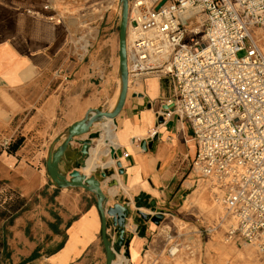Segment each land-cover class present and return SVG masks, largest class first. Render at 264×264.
I'll list each match as a JSON object with an SVG mask.
<instances>
[{
	"label": "crops",
	"instance_id": "1",
	"mask_svg": "<svg viewBox=\"0 0 264 264\" xmlns=\"http://www.w3.org/2000/svg\"><path fill=\"white\" fill-rule=\"evenodd\" d=\"M89 5L97 15L85 16ZM118 14L119 0H0V185L23 200H38L36 209L11 226V264H106L97 197L83 189H57L46 162L53 142L60 139L57 150L90 111L113 112L117 106L119 35L110 34ZM91 21L88 40L83 30ZM170 93L157 76L132 81L118 116L76 138L59 166L69 179L76 169L85 175L93 159L86 176L101 183L106 210L116 209L119 219L126 215L118 264L161 258L171 237L153 239L162 222L141 215L150 210L173 218L187 187L197 151L191 126L178 117L165 124L157 119ZM108 222L117 245L120 228L112 218Z\"/></svg>",
	"mask_w": 264,
	"mask_h": 264
},
{
	"label": "built area",
	"instance_id": "2",
	"mask_svg": "<svg viewBox=\"0 0 264 264\" xmlns=\"http://www.w3.org/2000/svg\"><path fill=\"white\" fill-rule=\"evenodd\" d=\"M163 2L129 0V81L168 85L157 119L190 124L192 171L223 193L226 243L264 254V0Z\"/></svg>",
	"mask_w": 264,
	"mask_h": 264
},
{
	"label": "rangeland",
	"instance_id": "3",
	"mask_svg": "<svg viewBox=\"0 0 264 264\" xmlns=\"http://www.w3.org/2000/svg\"><path fill=\"white\" fill-rule=\"evenodd\" d=\"M84 12L85 16L90 15L91 12L98 14L91 5L86 6ZM89 19L92 18L89 16ZM120 22L121 17L118 14L110 35L118 37ZM93 25L95 22L91 21L83 30L87 33L85 38L87 37L88 40L93 33ZM239 57L242 58L243 54ZM193 173L190 167L187 172V187L180 193L181 199L174 209L173 218H165L155 229L153 239L158 235L169 233L171 237L167 243L169 245L160 259L147 260L144 264H264V254L259 253L254 247H238L226 243L225 236L230 222H223L226 216L222 204L223 193L212 181ZM214 192L221 195V200H215ZM193 196L197 201L188 205L186 200H191ZM37 206L38 200H23L16 194L4 191L0 185V264H11L12 256L8 247L11 238V216L16 214L26 216ZM144 213L151 217L155 215V212L150 210ZM3 242H6V249L2 248ZM172 248L180 250L177 260L169 258Z\"/></svg>",
	"mask_w": 264,
	"mask_h": 264
},
{
	"label": "water",
	"instance_id": "4",
	"mask_svg": "<svg viewBox=\"0 0 264 264\" xmlns=\"http://www.w3.org/2000/svg\"><path fill=\"white\" fill-rule=\"evenodd\" d=\"M168 0H164L166 3ZM119 5L122 11L121 24L119 29V63H120V77H121V93L117 103L116 108L113 112H103L99 110L90 111L84 120L78 122L71 126L67 131V136L63 144L55 150L57 144H59L60 139L53 142L46 162L47 175L50 177L52 182L55 184L57 189H83L89 193L94 194L97 197V208L101 216L102 227V242L106 252V264H114L117 259V248L121 247L124 230H125V219L126 215L122 216V219L116 217V209L106 210L105 196L101 190V183L94 176L82 175L78 169L69 174V179L67 175H64L60 170V164L69 150V146L74 142L76 138L84 136L89 133L91 127L94 123L104 121V120H114L120 113L123 105L125 103L128 88H129V73H128V61H127V27H128V13H129V0H119ZM91 142H85L82 145L84 150L88 151ZM86 155V152H84ZM116 157V154H114ZM104 178L105 175L103 174ZM119 209L125 211V209ZM146 221H152L154 224L159 225L164 220V215L161 213H155L154 216H148L145 214L141 215ZM121 217V216H120ZM108 218L113 219L114 227L120 228V242L114 245L109 238L108 230L109 222Z\"/></svg>",
	"mask_w": 264,
	"mask_h": 264
},
{
	"label": "bare ground",
	"instance_id": "5",
	"mask_svg": "<svg viewBox=\"0 0 264 264\" xmlns=\"http://www.w3.org/2000/svg\"><path fill=\"white\" fill-rule=\"evenodd\" d=\"M127 31H128V27H127ZM130 32H131V29H130ZM132 39V38H131ZM257 40H258V42H259V44L263 47V49H264V36L262 35H259L258 34V38H257ZM131 83V81H129V84ZM111 129H109V131H108V138L109 139H112L113 138V133H112V131H110ZM103 143H104V139H102V140H97L96 142H95V145H94V147L92 148V152H93V155L95 154H97L98 152H99V149L103 146ZM92 160L93 159H91V160H89V162L87 163V168H85L84 170H83V173L85 174V175H88L89 174V172H90V169H89V165H90V163L92 162ZM115 163V162H114ZM196 196V195H195ZM195 196H193V197H191V200L190 199H187L186 200V203L188 204V205H192L193 203H195L197 200H195ZM214 197L216 198L215 200H221V195L219 194V193H216V192H214ZM218 202V201H217ZM184 227V226H183ZM182 228V227H181ZM179 253H180V250L179 249H177V248H172L171 250H170V252H169V258H170V260H177L178 259V257H179ZM114 264H118V263H114Z\"/></svg>",
	"mask_w": 264,
	"mask_h": 264
},
{
	"label": "trees",
	"instance_id": "6",
	"mask_svg": "<svg viewBox=\"0 0 264 264\" xmlns=\"http://www.w3.org/2000/svg\"><path fill=\"white\" fill-rule=\"evenodd\" d=\"M16 149V147H12V145L10 146V148H8L7 150L9 151V152H14V150ZM142 197H144V196H142ZM137 206L138 207H141V203L137 200ZM19 216V214H16V215H12L11 216V226L13 225V222H14V220L17 218ZM2 248L3 249H6L7 248V246H6V242H3L2 243ZM29 260H27V261H25V262H23V264H25V263H27Z\"/></svg>",
	"mask_w": 264,
	"mask_h": 264
}]
</instances>
